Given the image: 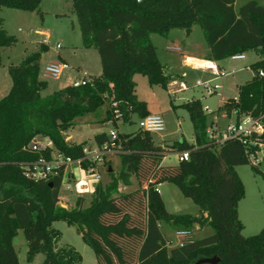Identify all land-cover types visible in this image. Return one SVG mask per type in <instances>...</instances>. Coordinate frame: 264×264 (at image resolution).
<instances>
[{
	"label": "trees",
	"instance_id": "trees-1",
	"mask_svg": "<svg viewBox=\"0 0 264 264\" xmlns=\"http://www.w3.org/2000/svg\"><path fill=\"white\" fill-rule=\"evenodd\" d=\"M40 2L0 0V13L3 8L38 12ZM235 2L72 0L82 46L98 52L101 75L90 78L85 86L40 97L46 83L39 79V53L8 66L11 88L0 99V264H19L13 247L18 230L25 236L29 261L42 254V264H80L81 255L74 248L57 246L60 233L51 225L59 220L84 233L82 240L98 264H195L215 256L217 264H264V226L246 238L238 218L237 206L245 189L235 167L248 164L244 148L235 140L221 145L208 141L209 124L198 99L182 105L189 114L195 144L180 141L172 147L175 152L187 151L188 161L162 166L165 149L154 145L149 134L120 135L126 150L118 155L122 168L117 177L109 173L108 185L96 186L87 208H81V199L71 210L58 207L61 174L50 182L35 183L24 177L20 166L39 159L26 149L37 134L49 137L65 156L84 157V144L68 145L62 132L74 126L76 118L102 107L106 114L101 123L111 119L114 124L127 122L132 114L145 117L134 75L142 74L150 85L162 88L174 82L158 60L150 36H166L172 29L195 25L203 33L211 61L248 51L260 56L251 66L254 77L238 87L237 100L227 101L219 110L226 115L234 112L236 119L249 115L264 126V7L252 0L236 8ZM2 23L0 16V67L2 49L16 41ZM110 100L117 103L119 118H113ZM94 141L101 146L107 141L106 134H96ZM83 166H87L85 161ZM252 169L259 172L257 167ZM131 176L138 189L112 197L119 182L130 185ZM162 183L175 185L198 207V214L169 213L156 191ZM162 222L174 231H192L198 225L211 227L213 233L168 250L160 230Z\"/></svg>",
	"mask_w": 264,
	"mask_h": 264
},
{
	"label": "rangeland",
	"instance_id": "rangeland-1",
	"mask_svg": "<svg viewBox=\"0 0 264 264\" xmlns=\"http://www.w3.org/2000/svg\"><path fill=\"white\" fill-rule=\"evenodd\" d=\"M248 1L252 0H238L237 5L240 7ZM253 1L264 7V0ZM0 16L3 20V30L16 40L1 51L0 99L4 98L11 88L8 66L11 64L18 65L34 53L40 54L39 69L48 62L68 65V68L63 70L57 79L45 78L41 69L39 70V79L46 83L45 88L40 92V97H47L54 92L72 87L73 82L82 79L84 74L96 76L97 72L98 75L101 73L99 60L85 58L82 54L86 50L82 46L80 31L72 10V0H41L38 12L3 8ZM193 29L189 38H184L186 39L184 40L185 47L181 46L180 48L182 54L165 49V46L169 44L172 47L174 44L181 45L179 42L172 41L173 38L179 39L180 32L174 30L171 33L168 32V36L159 34L151 36L154 47H157L158 60L166 67L167 74H171L176 79L175 82L168 84L166 88H162L159 85H150L147 78L142 74H136L133 77L137 99L145 103L146 116H159L164 120L165 130L149 135L154 145L165 148L166 158L163 162L165 166L177 164L176 152L172 148L175 143L185 141L189 144H195L193 126L188 112L182 105L193 99H199L204 110L209 108L210 111L214 112L212 114L206 112L208 124L214 119L215 112L218 110L217 107H219L218 97L206 94L202 87L196 84L197 82L203 84L215 81V77L210 72L192 69L187 63L186 56L188 54L193 57L198 56V58L203 55V58L206 56L204 54L206 43L203 33L198 25H195ZM45 34H48L50 38L48 47L43 49L40 41ZM166 38L169 41H166ZM56 44L60 45L59 49H56ZM191 44H199L197 52L194 51L195 46H191ZM91 51L96 55L95 58H98L97 51L95 49ZM244 55L247 57L245 61L233 62L227 58L219 62L221 66H224L226 72L235 71L233 75L215 81L223 86L222 95L226 102L234 100L237 97L238 86L245 84L255 75L251 66L260 60V56L253 51L245 52ZM180 80H182L184 87H181ZM105 111V107H102L94 113L76 118L74 126L62 132L66 143L68 145H79L76 143H80L94 146V136L109 130H115L119 136L143 134L139 129L141 117L137 114H132L127 122L117 120L115 124L108 125L100 122L105 117ZM233 121L234 115L229 118H220L217 124L218 130L223 131L226 125ZM67 136H70L71 140H67ZM104 160V163L97 170L101 176L100 185L102 187L111 182L109 172L117 177L122 168L121 159L118 155H108ZM261 165L258 167V173L253 171L252 165L249 163L235 167L245 189L244 197L238 202L237 212L243 225L242 235L246 238L258 234L264 226V162ZM132 178L134 177H130V185L128 186L119 182L117 191L112 194V197L133 192L134 189L138 188L137 182ZM131 179L133 180L132 185ZM161 194L165 208L169 213L193 216L198 214V207L190 199L183 197L175 185L164 184L161 188ZM58 199L60 202L58 207L71 210L78 199H81V208L89 207L93 196L78 197L62 186L59 190ZM51 227L60 233L57 242L58 247L74 248L81 255L80 264H98L92 249L83 242V233L79 228L70 226L61 220L52 222ZM161 232L164 239L170 240L173 245L177 243L174 230L164 222L161 223ZM212 233L211 227L199 228L198 225H195L192 229L194 240L203 239ZM13 247L19 264H42L44 259L42 254L36 255L31 261L27 259V242L22 230H18L14 237Z\"/></svg>",
	"mask_w": 264,
	"mask_h": 264
},
{
	"label": "built area",
	"instance_id": "built-area-1",
	"mask_svg": "<svg viewBox=\"0 0 264 264\" xmlns=\"http://www.w3.org/2000/svg\"><path fill=\"white\" fill-rule=\"evenodd\" d=\"M43 44L46 45L47 42L44 41ZM59 48L60 45L56 44V49ZM230 59L232 61L244 59V54L232 55ZM206 63L212 62L207 61ZM213 66L215 71L214 63ZM66 68H68L66 64L50 62L44 66L42 74L45 78L57 79ZM214 73L215 81L226 76L223 72ZM258 75L259 77L263 76V72L260 70ZM215 81L203 84L197 82L196 84L201 86L208 95H220L222 85ZM90 82L91 79L84 76L82 79L74 81L72 86L77 88ZM181 87L184 85L181 84ZM234 100H237V97ZM109 106L112 108L113 118H119L120 114L116 110L117 103L110 100ZM203 111L204 113H212L208 108L203 109ZM106 123L108 125L114 124L113 119ZM139 129L147 134L159 133L165 130V123L162 117L146 116L139 120ZM105 134L107 141L104 144L96 145L94 148L84 147V157L75 160L59 152L49 137L37 134L30 140L26 149L31 153L38 154L39 159L22 163V173L25 178L35 183L50 182L61 174L60 188L63 186L68 192H73L78 197L92 196L96 186L101 183V176L97 170L104 163V159L108 155L126 153L121 138L115 130H109ZM206 136L208 141L214 145H221L227 140L238 141L244 148L247 162L254 167L258 168L264 162V126L259 120L253 119L249 115L240 116L234 122L227 124L223 131L218 130L217 122L214 121L207 127ZM176 159L177 163L186 162L189 160V153L187 151L176 152ZM83 161L87 163L86 167L83 166ZM71 166L75 167V171H68V167ZM159 185L156 186L158 193ZM174 234L177 240L175 245L170 240L165 239V247L168 250L182 248L194 241L192 231L180 229L175 230Z\"/></svg>",
	"mask_w": 264,
	"mask_h": 264
},
{
	"label": "crops",
	"instance_id": "crops-1",
	"mask_svg": "<svg viewBox=\"0 0 264 264\" xmlns=\"http://www.w3.org/2000/svg\"><path fill=\"white\" fill-rule=\"evenodd\" d=\"M237 2H238V0H236V2H235V7L236 8H239L238 7V5H237ZM194 28V26H192V28L189 30V32L188 33H186L185 34V31L186 30H182V29H172V30H170L169 31V33H171V32H173L174 30H176L177 32H180L179 34H180V36H179V39H176V38H173L172 39V41L173 42H179V43H181V45H177V44H174V47H172V46H170V44L169 45H166L165 46V49L167 50V51H172V52H178V53H181L182 51H181V46H183V47H185V43H184V40H186L187 38H189V35H191L192 33H193V29ZM182 32V33H181ZM168 33V34H169ZM168 34H167V36H168ZM152 36V35H151ZM151 36H150V40H151ZM186 37V39H184ZM49 35L48 34H45L44 36H43V39L40 41L41 42V44H43V42L44 41H46L47 42V44H48V41H49ZM166 41H169L167 38H166ZM171 41V42H172ZM151 42H152V40H151ZM46 44V45H47ZM153 44V43H152ZM191 46H195V52H197V50H198V47H199V44H191ZM47 47H48V45H47ZM156 49H157V47H156ZM86 51H83V56L85 57V58H92V59H96V60H99V62H100V58H99V55H98V58H95V54L94 53H91L92 51V49H85ZM97 54H98V52H97ZM182 54V53H181ZM204 54L206 55L205 56V58H203V56H201V58H198V56L197 57H193V56H191V55H187L186 56V60H187V63H188V65H189V67L190 68H192V69H196V70H201L202 72H210V73H212V75L214 76L215 75V73L214 72H217V73H221V72H223V73H225L226 74V76H224V77H228V76H231V75H233L234 74V70H230L229 72H226L225 71V69H224V66L222 65H220V63L219 62H221V61H211V60H209V54H210V50H209V48L207 47V45H206V48H205V52H204ZM194 55H197V54H194ZM246 56L244 55V59H241V60H237L238 62L239 61H245L246 60ZM190 59H195V60H197V61H203V62H212V63H214V65L216 66L215 67V71L214 70H211V69H207V68H202V67H197V66H194V65H192L190 62H189V60ZM231 60V59H230ZM232 61V60H231ZM233 62H236V61H233ZM48 63H50V62H48ZM48 63H46L45 65H47ZM44 65V66H45ZM163 65V64H162ZM44 66L42 67V68H40L41 69V73H42V71H43V68H44ZM100 66L101 65H99V68H100ZM166 68V67H165ZM63 72V71H62ZM233 72V73H232ZM100 73V72H99ZM168 73V72H167ZM43 75V74H42ZM101 75V73L98 75V72H97V74H96V76H90V74H84V76H87V77H89V78H91V77H93V78H98L99 76ZM171 75V74H170ZM44 77V76H43ZM173 77V76H172ZM223 77V78H224ZM174 78V77H173ZM223 78H221V79H223ZM176 81V79L174 78V82ZM180 83L181 84H183V82H182V80H180ZM184 85V84H183ZM239 87V86H238ZM222 90H223V86H222ZM222 90H221V92H220V95H215V96H217L218 97V106L219 107H217L218 108V110L215 112V117H214V119L209 123V125L212 123V122H217V124H218V121H219V119L220 118H223V117H227V118H229V117H231V115H234V121L236 120V115H235V113H231V114H225L223 111H220L219 110V108L220 107H222L225 103H226V101H225V99L223 98V95H222ZM238 90V89H237ZM199 100V99H198ZM200 101V100H199ZM201 103V102H200ZM209 109V108H208ZM212 113H214V112H212ZM212 113H210V114H212ZM205 115L207 116V114L205 113ZM102 120V119H101ZM233 121V122H234ZM229 124V123H228ZM104 133H106V132H104ZM100 134V133H99ZM194 136V135H193ZM67 140H71V138H70V136H67ZM195 140V139H194ZM72 142V141H71ZM95 142V141H94ZM76 144H80V143H76ZM96 146V144H94V146H92V145H90V144H88V145H84V147H89V148H93V147H95ZM165 147V146H164ZM163 148V147H162ZM165 149V148H164ZM164 160H165V158L163 159V161H162V166H165L164 164H163V162H164ZM262 166V165H261ZM68 171L69 172H72V171H75V167L74 166H71V167H68ZM132 179H134L135 180V178H132ZM131 179V185H132V180ZM136 181V180H135ZM164 184H166V183H162V184H160L159 186H158V190H159V194H160V196H161V198H162V194H161V188H162V186L164 185ZM138 188H136V189H134V191L135 190H137ZM91 196V195H90ZM163 200V199H162ZM164 202V201H163ZM60 204V202L58 203V205ZM164 205H165V203H164ZM62 206V205H61ZM63 207H66V206H63ZM160 230H161V224H160ZM162 233V232H161ZM163 235V234H162ZM164 237V236H163Z\"/></svg>",
	"mask_w": 264,
	"mask_h": 264
},
{
	"label": "bare ground",
	"instance_id": "bare-ground-1",
	"mask_svg": "<svg viewBox=\"0 0 264 264\" xmlns=\"http://www.w3.org/2000/svg\"><path fill=\"white\" fill-rule=\"evenodd\" d=\"M189 62L194 65V66H197V67H202V68H209L211 70H214V66H213V63H206V62H203V61H197L195 59H190Z\"/></svg>",
	"mask_w": 264,
	"mask_h": 264
},
{
	"label": "water",
	"instance_id": "water-1",
	"mask_svg": "<svg viewBox=\"0 0 264 264\" xmlns=\"http://www.w3.org/2000/svg\"><path fill=\"white\" fill-rule=\"evenodd\" d=\"M189 30L190 29H187L186 33H188ZM50 185H52V184L50 183ZM83 235H84V233H83ZM217 262H218V257L215 256V257L210 258V259H201V260L197 261V263H195V264H217Z\"/></svg>",
	"mask_w": 264,
	"mask_h": 264
}]
</instances>
